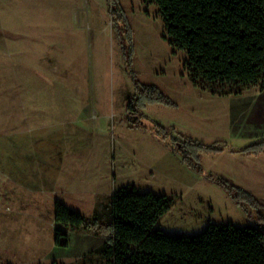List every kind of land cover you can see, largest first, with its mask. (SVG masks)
<instances>
[{
    "label": "rangeland",
    "instance_id": "1",
    "mask_svg": "<svg viewBox=\"0 0 264 264\" xmlns=\"http://www.w3.org/2000/svg\"><path fill=\"white\" fill-rule=\"evenodd\" d=\"M116 6L114 16L108 0H0V264H112L103 255L105 229L111 198L126 185L174 199L156 226L167 234L195 235L210 222L264 228L163 140L126 120L134 74L177 103L147 105L146 123L243 148L264 140V80L239 95L196 88L157 4ZM222 97H240L247 110L233 117L230 133L220 127L221 105L207 100ZM217 154L201 153L207 172ZM259 161L256 196L264 203ZM57 200L88 219L102 214L101 223L89 231L62 227L70 243L57 247Z\"/></svg>",
    "mask_w": 264,
    "mask_h": 264
},
{
    "label": "trees",
    "instance_id": "2",
    "mask_svg": "<svg viewBox=\"0 0 264 264\" xmlns=\"http://www.w3.org/2000/svg\"><path fill=\"white\" fill-rule=\"evenodd\" d=\"M164 20L170 44L187 53L188 77L196 88L220 96L239 95L264 80V0H153ZM112 14H119L116 0H108ZM117 18L120 19L117 15ZM122 20V18H121ZM123 22V21H122ZM120 32L126 62L131 51ZM132 71V70H131ZM133 74V72H132ZM134 94L127 104V122L163 140L179 153L186 166L224 189L250 219L264 224V203L227 178L207 172L201 153H222L231 147L220 140L207 144L158 122L146 123L149 104L177 106L158 86L140 82L133 74ZM264 85L262 86V88ZM238 152L258 155L264 140ZM167 194L139 191L134 185L118 188L111 198L110 223L103 255L112 264H264V228L210 222L195 235H172L156 228L174 205ZM55 245L67 247L69 234L62 227L92 230L102 214L87 218L57 200Z\"/></svg>",
    "mask_w": 264,
    "mask_h": 264
},
{
    "label": "crops",
    "instance_id": "3",
    "mask_svg": "<svg viewBox=\"0 0 264 264\" xmlns=\"http://www.w3.org/2000/svg\"><path fill=\"white\" fill-rule=\"evenodd\" d=\"M207 100H209L208 102L210 103H214V106L216 107L218 105L220 107L221 105L222 110L220 111V114L222 116V125H220V127L222 128V131L227 133H230L229 131L232 128L233 117L247 111L243 108V101L240 97L209 98ZM209 128L214 129L212 126ZM229 145L231 147L227 148L224 152L215 155L214 159H216V162L215 164L214 162L210 164L211 166L209 167L211 170L208 171L229 179L234 184L242 187L257 197L256 194H259L257 186L261 184V181L259 182L261 179L260 177L263 178L259 167L261 164L259 159L261 158L264 161V151L258 155H250V153L238 152L237 150L241 148H235L232 144ZM242 158L247 159L242 161ZM239 163H242V165L239 166ZM257 198L260 199L259 197Z\"/></svg>",
    "mask_w": 264,
    "mask_h": 264
}]
</instances>
